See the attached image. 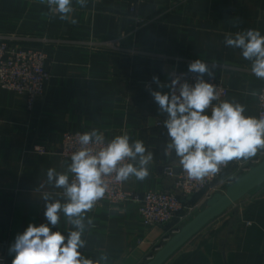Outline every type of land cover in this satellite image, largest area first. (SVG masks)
<instances>
[{"label":"crops","instance_id":"crops-1","mask_svg":"<svg viewBox=\"0 0 264 264\" xmlns=\"http://www.w3.org/2000/svg\"><path fill=\"white\" fill-rule=\"evenodd\" d=\"M78 23L45 17L39 0H0V35L12 36L27 49L49 55L51 78L44 95L28 108L27 97L0 90V256L12 264L9 247L28 225L47 223L44 193L66 202L63 189L47 182V170L67 171L70 158L59 152L63 134L103 132L105 142L128 134L130 143L143 141L153 160L145 181L130 177L125 190L169 191L175 178L165 166L180 168L163 113L151 95L152 77L168 85L173 69L188 71L200 59L212 76L229 88L223 100L245 106V115L259 118L258 94L264 79L251 72L241 49L224 43L226 35L254 29L264 35V0H73ZM46 41V42H45ZM168 92L169 88L160 89ZM257 95L253 96L252 93ZM210 114L211 108L206 110ZM158 122H162L161 125ZM43 146L47 153L35 154ZM259 154L248 161L256 163ZM132 162V161H129ZM241 173L231 166L215 184L221 190ZM74 174L69 173L70 182ZM210 191L185 200L200 211ZM184 200V199H183ZM88 219L92 220L88 224ZM147 226L135 202L103 200L86 214V246L80 251L101 264H146L182 225ZM67 237L72 226L61 213L59 225ZM164 264H264V184L255 188L220 217L205 226Z\"/></svg>","mask_w":264,"mask_h":264},{"label":"clouds","instance_id":"clouds-1","mask_svg":"<svg viewBox=\"0 0 264 264\" xmlns=\"http://www.w3.org/2000/svg\"><path fill=\"white\" fill-rule=\"evenodd\" d=\"M39 3L48 6V12L42 13L43 16L58 15L62 21L73 25L78 23L72 15L73 0H39ZM76 3L86 6V0H76ZM224 43L241 49L243 58L251 61V72L258 79H264V35L260 31L248 29L235 36L229 34ZM188 71L197 74L194 85L181 83L179 76L171 78L170 84L165 85L153 76L157 90L151 92L160 110L167 114L164 127L171 143L166 154L175 151L187 178L203 181L217 175L221 166L227 167L230 162L247 163L264 154V115L259 118L247 116L241 103L221 101L216 87L203 79L205 75L211 77L212 72L200 59L189 63ZM164 87L169 91L162 92L160 89ZM214 101L218 103L213 104ZM209 108L211 112L207 114ZM77 138L81 147L71 154L67 171L60 173L49 168L46 173L49 184L63 189L66 202L52 201L51 195L44 193L47 223L39 226L30 223L22 234L16 235L9 247L12 264H101L107 261L106 254L93 260L80 251L86 246V240L82 238L86 214L109 191L106 178L113 173L118 182L128 181L130 177L145 181L150 175L148 165L153 154L139 139L130 143L126 133L115 136L107 144L103 132L97 129L77 133ZM89 145L103 146L94 152ZM125 160L132 162L124 163ZM69 173L74 174L71 182ZM61 213L73 228L67 237L61 231H52L49 226L59 225ZM91 223L92 220L88 219V224Z\"/></svg>","mask_w":264,"mask_h":264},{"label":"built area","instance_id":"built-area-1","mask_svg":"<svg viewBox=\"0 0 264 264\" xmlns=\"http://www.w3.org/2000/svg\"><path fill=\"white\" fill-rule=\"evenodd\" d=\"M46 42V41H45ZM49 55L46 50L27 49L17 44L12 36L0 35V90L7 89L27 97L28 108L32 109L36 100L45 93L51 74L48 69ZM176 76L180 77L181 83L188 82L194 85L197 74L189 71L173 69L170 73V80ZM203 79L213 84L220 94V100L227 97L229 88L216 78ZM177 85L176 91L178 94ZM259 117L264 115V87L258 94ZM218 103L214 101L213 104ZM159 125L162 122H158ZM77 133L68 131L63 134L62 146L59 154L64 158H70L74 151L79 150L81 145L78 143ZM108 142H105L107 144ZM103 145H89L93 151H98ZM47 148L35 146L33 153H47ZM124 163H129L125 160ZM249 163L237 161L230 162L227 167L221 166L220 172L215 176L206 177L203 181L189 180L180 167L175 170L172 166H165L164 173L169 177L175 178L174 187L169 191H148L136 193L125 190V182L115 180V173L106 178L109 182V191L105 197L97 203L107 200L111 203L135 202L139 206L140 216L147 226H157L169 224L177 220L185 223L191 219L198 210L197 204L188 203L185 199L194 197L198 194L214 191L217 180L231 167L236 166L241 173L249 168ZM241 175V174H240ZM74 179V178H73ZM184 199V200H183ZM96 203V204H97ZM5 257L0 256V264H5Z\"/></svg>","mask_w":264,"mask_h":264},{"label":"water","instance_id":"water-1","mask_svg":"<svg viewBox=\"0 0 264 264\" xmlns=\"http://www.w3.org/2000/svg\"><path fill=\"white\" fill-rule=\"evenodd\" d=\"M264 184V157L205 201L204 207L183 223L155 252L146 264H164L175 252L197 235L205 226L224 214L255 188Z\"/></svg>","mask_w":264,"mask_h":264},{"label":"rangeland","instance_id":"rangeland-1","mask_svg":"<svg viewBox=\"0 0 264 264\" xmlns=\"http://www.w3.org/2000/svg\"><path fill=\"white\" fill-rule=\"evenodd\" d=\"M199 208H200V206H199ZM197 212H198V210H197ZM197 212H196V213H197ZM196 213H195V214H196Z\"/></svg>","mask_w":264,"mask_h":264}]
</instances>
